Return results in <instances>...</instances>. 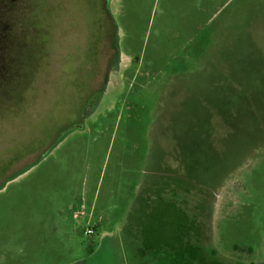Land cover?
<instances>
[{
  "label": "rangeland",
  "instance_id": "rangeland-1",
  "mask_svg": "<svg viewBox=\"0 0 264 264\" xmlns=\"http://www.w3.org/2000/svg\"><path fill=\"white\" fill-rule=\"evenodd\" d=\"M14 4L0 264H264V0Z\"/></svg>",
  "mask_w": 264,
  "mask_h": 264
},
{
  "label": "trees",
  "instance_id": "trees-1",
  "mask_svg": "<svg viewBox=\"0 0 264 264\" xmlns=\"http://www.w3.org/2000/svg\"><path fill=\"white\" fill-rule=\"evenodd\" d=\"M14 3L15 0L6 1L7 5H15ZM30 12V14H27V16L22 19L20 13L14 11V9L0 11V109L2 106L10 107L12 104H17L21 98L20 95L30 83V76H32L33 70L36 67V63L34 64L36 58L32 56L29 57L28 55L29 51H31L34 46L36 47V45L33 40L21 39L23 33H26V35H29L30 38L33 39V33L30 31L32 28L30 29L25 26V21L30 19L29 15L35 17L34 12ZM4 22H6V25ZM19 30H21V34ZM39 46L40 45H37V47ZM40 48L41 46L39 49ZM39 51L40 50L37 52ZM177 237L178 234L176 231L171 239L163 242L164 247L168 245L170 249L177 251ZM234 248L238 250L240 247L235 246ZM91 252L92 251H90V253Z\"/></svg>",
  "mask_w": 264,
  "mask_h": 264
},
{
  "label": "flooded vegetation",
  "instance_id": "flooded-vegetation-1",
  "mask_svg": "<svg viewBox=\"0 0 264 264\" xmlns=\"http://www.w3.org/2000/svg\"><path fill=\"white\" fill-rule=\"evenodd\" d=\"M6 1L7 0H0V11H6V10H8V9H11V10H13L14 9V11H17V9H15V5H7L6 4ZM13 8V9H12ZM4 24L6 25V22H4ZM4 25V26H5ZM19 39V38H18ZM115 70V68H112V70ZM111 70V71H112ZM99 101V98H97V100H96V102H98ZM95 102V103H96ZM95 103H91L89 106H88V110H90V109H92V107H95ZM94 256V251H92L91 253H90V258H92ZM87 261L88 260H85V261H82V263L84 262V263H87ZM82 263H80V264H82ZM129 264H131V262L129 263Z\"/></svg>",
  "mask_w": 264,
  "mask_h": 264
},
{
  "label": "built area",
  "instance_id": "built-area-1",
  "mask_svg": "<svg viewBox=\"0 0 264 264\" xmlns=\"http://www.w3.org/2000/svg\"><path fill=\"white\" fill-rule=\"evenodd\" d=\"M84 232H85V234H86L87 236H92V235L94 234L95 230H94L93 227L88 226V227H86V229H85Z\"/></svg>",
  "mask_w": 264,
  "mask_h": 264
},
{
  "label": "water",
  "instance_id": "water-1",
  "mask_svg": "<svg viewBox=\"0 0 264 264\" xmlns=\"http://www.w3.org/2000/svg\"><path fill=\"white\" fill-rule=\"evenodd\" d=\"M9 180H11V179H9ZM9 180H8V181H9ZM5 183H6V182H5ZM5 183H4V184H5Z\"/></svg>",
  "mask_w": 264,
  "mask_h": 264
},
{
  "label": "crops",
  "instance_id": "crops-1",
  "mask_svg": "<svg viewBox=\"0 0 264 264\" xmlns=\"http://www.w3.org/2000/svg\"><path fill=\"white\" fill-rule=\"evenodd\" d=\"M176 236V235H175Z\"/></svg>",
  "mask_w": 264,
  "mask_h": 264
}]
</instances>
